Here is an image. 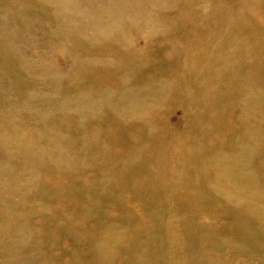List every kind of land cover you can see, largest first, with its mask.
Listing matches in <instances>:
<instances>
[{"label":"rangeland","instance_id":"374dc122","mask_svg":"<svg viewBox=\"0 0 264 264\" xmlns=\"http://www.w3.org/2000/svg\"><path fill=\"white\" fill-rule=\"evenodd\" d=\"M0 264H264V0H0Z\"/></svg>","mask_w":264,"mask_h":264}]
</instances>
